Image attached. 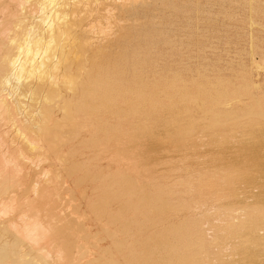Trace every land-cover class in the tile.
Listing matches in <instances>:
<instances>
[{"label":"bare ground","instance_id":"1","mask_svg":"<svg viewBox=\"0 0 264 264\" xmlns=\"http://www.w3.org/2000/svg\"><path fill=\"white\" fill-rule=\"evenodd\" d=\"M209 3L0 0V264H264L249 67L156 42Z\"/></svg>","mask_w":264,"mask_h":264},{"label":"rangeland","instance_id":"2","mask_svg":"<svg viewBox=\"0 0 264 264\" xmlns=\"http://www.w3.org/2000/svg\"><path fill=\"white\" fill-rule=\"evenodd\" d=\"M211 2L207 5V9L210 11L200 15L197 20L199 29L194 28L190 31L175 32L171 31L172 27H168V29L159 32L160 35L156 42L160 43V59L162 61L180 59L182 57L179 54H174L180 50L190 51V53H203V55H192V58H194V61L198 58L199 60L223 62L229 68L223 76L231 77L235 84L240 82V74L238 72L242 69L241 67L248 66L249 79L256 88L254 89L253 87L252 89V91L255 90L252 98L253 100L255 98L261 100L263 102L262 107H264V0H211ZM1 18L2 14H0V20ZM251 22L257 24L254 23V25ZM179 28L178 25L176 29ZM100 34L97 35L101 36ZM97 35H94L90 41L93 39L95 41ZM169 38H177L176 40L180 47L172 48L171 45L165 44V40ZM171 52L173 53L170 55ZM166 53H169V55H166ZM251 63H253L252 67ZM260 82H262V88L257 89V87L261 86L259 85ZM260 92L261 94H259ZM7 97L10 98V96ZM257 110H259V107H255V111ZM237 111L239 114L243 113L241 110ZM19 116L20 114L17 113V117ZM263 120L264 116L251 115L250 117L238 118L231 122L240 124L239 122L242 121L241 124L243 125H247L251 121L258 123L255 134H253L256 139L255 143L249 142L251 137H243L242 135H236L234 138H237V141L233 138L235 142L233 140L232 142L234 144L237 142L240 146H246V144L253 146L257 151V155L264 159V136H261L264 127ZM200 147L198 146V148ZM236 155L241 154L236 153ZM67 184L69 185L70 183L68 182Z\"/></svg>","mask_w":264,"mask_h":264}]
</instances>
